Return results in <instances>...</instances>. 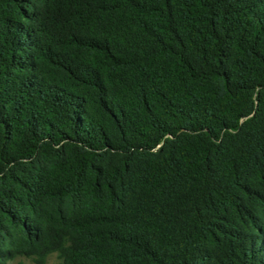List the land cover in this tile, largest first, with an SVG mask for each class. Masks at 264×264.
Masks as SVG:
<instances>
[{
  "label": "trees",
  "instance_id": "16d2710c",
  "mask_svg": "<svg viewBox=\"0 0 264 264\" xmlns=\"http://www.w3.org/2000/svg\"><path fill=\"white\" fill-rule=\"evenodd\" d=\"M264 264V0H0V264Z\"/></svg>",
  "mask_w": 264,
  "mask_h": 264
},
{
  "label": "rangeland",
  "instance_id": "374dc122",
  "mask_svg": "<svg viewBox=\"0 0 264 264\" xmlns=\"http://www.w3.org/2000/svg\"><path fill=\"white\" fill-rule=\"evenodd\" d=\"M59 260L58 253H53L48 256L45 264H56ZM7 264H36V262L30 255L18 253L15 257L7 260Z\"/></svg>",
  "mask_w": 264,
  "mask_h": 264
}]
</instances>
